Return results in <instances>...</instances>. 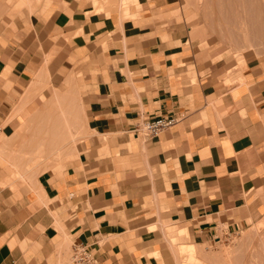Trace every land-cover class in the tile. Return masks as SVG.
<instances>
[{
	"label": "crops",
	"instance_id": "1",
	"mask_svg": "<svg viewBox=\"0 0 264 264\" xmlns=\"http://www.w3.org/2000/svg\"><path fill=\"white\" fill-rule=\"evenodd\" d=\"M131 1L15 17L0 2V264H67L75 244L95 264H180L174 241L199 248L264 213V61L208 64L181 0ZM78 73L79 157L12 185L32 90ZM158 116L176 122L137 131Z\"/></svg>",
	"mask_w": 264,
	"mask_h": 264
},
{
	"label": "rangeland",
	"instance_id": "2",
	"mask_svg": "<svg viewBox=\"0 0 264 264\" xmlns=\"http://www.w3.org/2000/svg\"><path fill=\"white\" fill-rule=\"evenodd\" d=\"M60 1L0 0L10 17L39 13ZM87 1L95 11L109 12L122 6L126 13L132 3L131 0ZM181 1L190 39L198 44L205 62L225 60L241 70L248 56L264 61V0ZM83 81L78 73L52 82L42 80L34 87L28 100L30 112L10 142L12 185L21 181L28 189L32 188L44 172L59 171L79 157L85 134L87 85ZM181 243L184 240L173 242L180 264H264V213L237 232L199 248ZM190 248L194 249V260ZM67 264H72L70 257Z\"/></svg>",
	"mask_w": 264,
	"mask_h": 264
},
{
	"label": "built area",
	"instance_id": "3",
	"mask_svg": "<svg viewBox=\"0 0 264 264\" xmlns=\"http://www.w3.org/2000/svg\"><path fill=\"white\" fill-rule=\"evenodd\" d=\"M176 119L173 117L158 116L143 122L137 129L146 136H154L162 130L170 128L174 125ZM72 264H95V258L87 247L80 244L72 246L71 251Z\"/></svg>",
	"mask_w": 264,
	"mask_h": 264
},
{
	"label": "bare ground",
	"instance_id": "4",
	"mask_svg": "<svg viewBox=\"0 0 264 264\" xmlns=\"http://www.w3.org/2000/svg\"><path fill=\"white\" fill-rule=\"evenodd\" d=\"M252 12V11H251ZM264 26V25H263ZM264 28V27H263ZM194 248V247H193ZM191 250V254H190V256L192 257V259L194 260L195 259V257L193 256V253L192 252H194V249H188V251H190ZM255 259V258H254Z\"/></svg>",
	"mask_w": 264,
	"mask_h": 264
}]
</instances>
